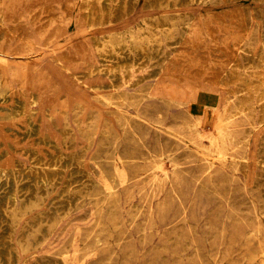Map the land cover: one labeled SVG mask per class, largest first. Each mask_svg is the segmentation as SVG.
Masks as SVG:
<instances>
[{
    "label": "rangeland",
    "instance_id": "rangeland-1",
    "mask_svg": "<svg viewBox=\"0 0 264 264\" xmlns=\"http://www.w3.org/2000/svg\"><path fill=\"white\" fill-rule=\"evenodd\" d=\"M20 1L36 44L0 64V264H264V0Z\"/></svg>",
    "mask_w": 264,
    "mask_h": 264
},
{
    "label": "bare ground",
    "instance_id": "bare-ground-1",
    "mask_svg": "<svg viewBox=\"0 0 264 264\" xmlns=\"http://www.w3.org/2000/svg\"><path fill=\"white\" fill-rule=\"evenodd\" d=\"M116 2V1H115ZM29 4V1L27 2ZM27 3H21L20 0H11V3H10V9H8L7 11L5 10H2L0 8V32H2L4 34V36H8L9 39H10V42L12 41L13 42V45H11V48L9 49H5L3 47H0V64H2L3 62L9 64L11 63L10 59L7 58V56H16V55H19L23 49L24 46H35L36 44V41L35 39L32 37V35L26 31L24 32H21L19 30V26L16 24L19 23L21 27H25L26 24H25V9L26 7L28 6ZM36 3V2H35ZM48 3V2H47ZM120 3V2H119ZM2 4V3H1ZM21 4H24V5H21ZM128 4V3H127ZM145 4V3H144ZM149 5V4H147ZM93 3L91 5H89V15L90 13L91 14H94L95 16L97 15L94 11H93ZM129 6V4H128ZM146 6V5H145ZM40 7V6H38ZM119 7V6H118ZM124 7V5H123ZM122 7V8H123ZM147 7V6H146ZM33 9V8H32ZM118 10V9H117ZM33 12V11H32ZM131 13V11H129ZM124 13V12H123ZM129 14V13H128ZM119 17V16H118ZM122 17V16H121ZM90 22V19L87 18ZM129 20H130V16H128V18L125 20L126 23H129ZM82 21V20H81ZM83 22V21H82ZM81 22V24H82ZM47 24V23H46ZM23 31V30H22ZM94 34V33H93ZM108 38V37H107ZM109 39V38H108ZM48 41V40H47ZM99 42V41H98ZM8 43V42H7ZM7 45V44H6ZM101 46V45H100ZM103 46V45H102ZM7 47V46H6ZM74 59V58H73ZM53 68L55 69V74H57L58 78H60V82H61V85L62 87L64 88H70V90L72 89H76V88H81V86L83 85V87L85 88L84 92H87L89 90H91L93 88V86L89 83V82H86L85 80L82 79V77L79 76V74L77 75L73 69L69 66L68 64V61L66 60L65 57L63 56H55L54 57V60H53ZM201 61V60H200ZM80 62V61H79ZM78 63V62H76ZM83 65V64H82ZM90 66V65H89ZM81 67V66H80ZM90 68V67H88ZM93 68V66H92ZM85 70V69H84ZM91 71V70H90ZM95 72V71H94ZM130 73V72H129ZM128 73V74H129ZM130 75V74H129ZM127 78V77H126ZM126 81V80H125ZM74 86V87H73ZM76 87V88H75ZM34 93V92H33ZM26 95V94H25ZM45 97V95H39L38 97H36L33 101L34 103L35 102H40L42 101V99ZM30 107V106H29ZM32 110V109H31ZM34 110V109H33ZM208 111V110H207ZM25 113V112H24ZM27 113V112H26ZM33 117V116H31ZM209 118V117H208ZM24 120H26L24 118ZM18 121V120H17ZM207 123V122H206ZM12 126V125H11ZM7 127V126H6ZM15 127V126H14ZM2 128V127H1ZM5 128V127H4ZM203 128V127H202ZM29 130V129H28ZM19 131V130H18ZM4 132V131H3ZM23 133V132H22ZM6 137V136H5ZM8 138V137H7ZM4 146V145H3ZM40 146V145H39ZM42 146V144H41ZM41 146H40V149H41ZM2 147V146H1ZM44 147V146H43ZM45 148V147H44ZM51 149V148H50ZM37 150V149H36ZM45 150V149H44ZM47 150V149H46ZM49 150V148H48ZM35 151V150H34ZM41 151V150H40ZM39 151V152H40ZM56 151V150H55ZM36 152V151H35ZM38 152V150H37ZM36 152V154H37ZM46 152V151H45ZM43 153L42 156H39L38 155V160H41L43 161L44 163H39L40 167H42L45 172H51L50 170L53 171V173H57V174H60V172H62L64 169H65V165L63 164V162L61 163V159L65 156V155H68L67 153H63V152H60V153ZM50 152V150H49ZM25 153V152H24ZM2 154V153H1ZM35 154V153H34ZM35 154V155H36ZM10 156V155H9ZM57 156V157H56ZM7 157V155H6ZM36 157V156H35ZM56 157V158H54ZM29 158V157H28ZM33 159V157H32ZM31 159V160H32ZM37 159V158H36ZM4 161V160H3ZM8 161V160H7ZM36 161V160H35ZM32 162V161H31ZM37 162V161H36ZM40 162V161H38ZM10 163V162H9ZM9 163L7 162V164H2V162H0V179L2 180H7L9 179L11 176H15L13 174L14 173V169L13 167H11L9 165ZM13 164V163H12ZM32 164V163H31ZM68 164V163H67ZM74 164L77 166V171H82L84 170L85 168L83 166H81V163L78 162L76 159L74 161ZM14 165V164H13ZM38 166V167H39ZM18 167V166H17ZM24 167V166H23ZM32 167V166H31ZM20 167H18L19 169ZM22 168V166H21ZM26 168V167H25ZM50 168H54V169H50ZM27 169V168H26ZM34 169L35 172H37V170H35L36 168H32ZM40 169V168H39ZM68 169V168H67ZM31 170V169H30ZM73 170V169H72ZM74 171V170H73ZM18 172V171H17ZM20 172V171H19ZM18 172V173H19ZM40 172V171H38ZM42 172V171H41ZM40 172V173H41ZM25 173V172H23ZM22 173V174H23ZM77 173V172H76ZM82 173V172H80ZM78 172V174H80ZM17 174V173H16ZM21 174V173H20ZM43 173H41L42 175ZM46 174V173H44ZM43 174V175H44ZM34 175V174H33ZM40 175V174H39ZM41 176L38 180L40 182V184L42 186L45 187V185L50 182L48 181V179L46 178V175L45 176ZM54 175V174H53ZM62 175V174H61ZM21 176V175H20ZM25 176L28 178L29 176L25 174ZM31 176V175H30ZM52 176V175H51ZM56 176V175H55ZM19 177V175H18ZM16 176V179L18 178ZM50 177V175H49ZM48 177V178H49ZM57 177V176H56ZM22 178V177H21ZM25 178V177H24ZM53 178V177H52ZM61 178V177H60ZM20 178H18V181H19ZM31 179V178H29ZM37 179V178H36ZM56 179V178H55ZM14 180V178H13ZM24 180V179H23ZM51 180V179H50ZM16 181V180H15ZM22 181V180H21ZM36 182V181H34ZM39 182H37L39 184ZM19 189V188H18ZM12 194V193H11ZM22 194V193H21ZM8 195V194H7ZM13 196V194H12ZM10 198V197H9ZM10 200V199H9ZM9 206V205H8ZM1 244V243H0ZM6 244V243H5ZM3 246L4 243H3ZM10 247V246H9ZM7 247V249L9 248ZM1 250V249H0ZM6 251V249H5ZM8 251V250H7ZM3 252V251H2ZM5 253V252H4ZM3 253V254H4ZM7 253V252H6ZM9 257V256H8ZM7 258V256H6ZM10 259V258H9Z\"/></svg>",
    "mask_w": 264,
    "mask_h": 264
}]
</instances>
